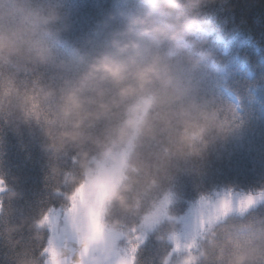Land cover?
<instances>
[{
	"label": "clouds",
	"instance_id": "9594fccd",
	"mask_svg": "<svg viewBox=\"0 0 264 264\" xmlns=\"http://www.w3.org/2000/svg\"><path fill=\"white\" fill-rule=\"evenodd\" d=\"M248 2L259 35L236 0H113L93 53L83 0H0V264H264ZM237 149L252 179H218Z\"/></svg>",
	"mask_w": 264,
	"mask_h": 264
},
{
	"label": "trees",
	"instance_id": "16d2710c",
	"mask_svg": "<svg viewBox=\"0 0 264 264\" xmlns=\"http://www.w3.org/2000/svg\"><path fill=\"white\" fill-rule=\"evenodd\" d=\"M238 16H255L257 18L256 27L252 29L259 35V23L261 20V10L255 7L248 0H236ZM113 0H83V6L80 7L74 16L73 30L69 35L71 41H75L78 46L83 45L85 49L91 50L93 53L101 51L106 46L107 40L104 34L97 36L89 43L92 29L96 27L97 21L106 18L107 13L111 10ZM75 73H70L74 75ZM264 129H258L257 134L252 138V142L257 147L262 145L264 137L260 132ZM249 157L250 153L243 150H235L231 159H222L214 162V168L217 171V178L232 179L237 178L241 182L246 183L252 179V174L249 172Z\"/></svg>",
	"mask_w": 264,
	"mask_h": 264
}]
</instances>
